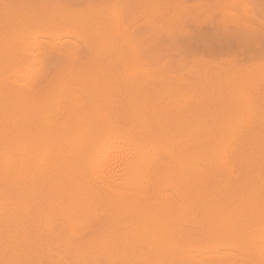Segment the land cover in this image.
Wrapping results in <instances>:
<instances>
[{
	"label": "bare ground",
	"instance_id": "obj_1",
	"mask_svg": "<svg viewBox=\"0 0 264 264\" xmlns=\"http://www.w3.org/2000/svg\"><path fill=\"white\" fill-rule=\"evenodd\" d=\"M24 40L0 45V251L30 246L57 264H264V139L241 135L247 129L232 132L235 105L254 106L249 84L235 88L239 77L230 81L235 104L224 96V110L237 114L222 112L234 116L233 130L228 122L223 127L233 136L222 129L215 137L200 125L215 79L205 83V95L200 78L187 83L154 70L132 44L134 65L126 63L134 67L123 71L118 59L122 71L116 62L112 71L124 74H64L67 81L49 90L40 86L45 62L37 71L13 62ZM116 96H125L119 106L129 105L131 115L111 106ZM113 107L122 114L113 115ZM213 115V125L224 123Z\"/></svg>",
	"mask_w": 264,
	"mask_h": 264
},
{
	"label": "rangeland",
	"instance_id": "obj_2",
	"mask_svg": "<svg viewBox=\"0 0 264 264\" xmlns=\"http://www.w3.org/2000/svg\"><path fill=\"white\" fill-rule=\"evenodd\" d=\"M35 1L26 0V2H28L29 4L32 2L31 5H27L28 8H26V2L21 3V0H19V2L14 0H0V13L2 14H0V20L2 18V20L0 21V45L9 47L10 45L8 44V41H10L11 39L10 44H14L12 43L13 41L15 42L16 46V42H22L23 39L28 40V37H31L38 33L36 36H34L35 41L33 40V38L30 39L32 40V42H34V44L37 45H35L36 49L33 47L34 44H29L31 42L30 40H28L29 43L27 40H24L25 42L27 41L26 45L28 47H26L24 41L23 46H21V48L25 47L21 50L23 51V53H25L28 49L32 51L34 50L35 52H33L32 55H29L28 53V56L27 52L26 55L22 52H20V55L19 53H17L16 58L15 56L13 57V62H17L19 66L24 65L21 67H25L27 69L32 68L33 70V68H35L34 70L36 71L45 62V66L48 65L49 68L48 66H46V70L48 71V73L46 72L44 78L40 80L41 87H46L49 88V90H54L53 86L55 85V83L56 85L57 82H59L58 84H61L62 82L67 81L68 77H70L69 79H76L81 74V76L85 75L84 77L88 79H91L92 75L95 78L96 75L98 78H100L102 77L101 74H103L104 78V76L110 77L111 74H124L125 72H116L115 74H113L115 72V62L116 67L119 71H122V69H124L123 71H125L128 68H133L134 66H129V64L134 65V62H132L134 61V58H131L134 57L133 49H131L130 47L133 44V47L136 46L139 48L141 53V61L143 63L147 64L149 67L151 66L154 70H166L168 74L175 75V78L177 79H184V81L186 80L187 83H193L195 81L198 82L200 78V90L205 89V83L211 82V79H215L213 81H215L217 85H215L214 87H209L208 89L211 88V91L208 90L210 92L206 93L203 90L204 94H207H205L207 100L206 102H204L205 106L202 104V106H204V108L202 107V123L198 122L199 124L201 123V126L204 122V125L202 126L203 130L205 128V125L206 128H209L210 126V128L214 129V136L217 137L221 136L222 134L224 135L225 132L232 131L233 128L236 129V131H232L233 133H235L233 134L232 132H229V134L231 133L233 135H236L238 134V132L241 133L243 130L247 129L246 131L241 133V135H243L244 137H262L264 139V107L262 106L264 103V0H54V2L53 0ZM140 1L142 2L140 3ZM6 4L19 7L20 5L25 6H22L23 9H20L22 7H20L19 9L18 7H15L6 12L4 7V5ZM66 6H69V9ZM109 10L113 14H111ZM16 12L17 15L15 14ZM92 12L94 13V16ZM21 15H23L22 19ZM117 15H120V18H118ZM18 24H20L21 26ZM69 25H71V27ZM113 25H115L116 27L119 26V31H116V27ZM76 26L78 28H81L78 29ZM249 26L252 29L251 31L248 30ZM120 29L125 32L124 36L126 37L123 36V31H121ZM98 30H100L99 32L101 34L98 33ZM127 31H129L130 35ZM16 32L19 33L17 34ZM2 36H5L6 40V42H4V45L2 43V41H4V37ZM54 36L56 37L55 39ZM35 37L38 39V41ZM13 38H16L17 41ZM56 39L58 40L56 41ZM51 41H53L54 43ZM39 42L41 44H39ZM37 43L40 45V47ZM42 43H44V46L42 45ZM30 46L31 48H29ZM13 47L14 46H12V48ZM30 50L28 51L30 52ZM73 56L75 57L73 58ZM128 56L129 60L126 59L128 58ZM32 57L33 59H37V61L34 59L36 61V63L34 64L33 62L35 61H32ZM118 59L121 60V63L119 62L118 64H122L120 66L123 67L121 70V67L117 64L118 61H115ZM123 60H125V62H123ZM126 61H128L129 64L126 63ZM124 63H126V66H128L126 67ZM103 65H105L106 67ZM91 67L93 69L95 68L94 70L95 72L97 71L98 74L95 73ZM102 67H104L103 72L100 69ZM107 67L111 69V72L110 69ZM106 70H108L109 72ZM49 71L51 72L49 73ZM67 71L68 73H73H70L72 76L68 74ZM75 72H77L78 76L75 75ZM89 72L91 76L89 75ZM86 73H88V75ZM52 74L54 75L52 76ZM63 75L64 78H66L67 80L63 78ZM236 76L237 78L239 77L237 81V84L239 86L237 84L235 85L236 81L234 79L237 80ZM254 77L255 80L257 78L258 81H255ZM56 79H58V81ZM226 80H228L229 83ZM230 81H234L235 83H233L236 87L234 85H231L232 83ZM239 81H242L243 84L242 82L239 83ZM249 81L251 82L248 83ZM260 82L263 85L260 84ZM246 84H249L250 86L248 87V85L246 86ZM230 86H232V89L233 87L237 88L241 86L240 88L242 89L247 87V90L251 91L252 93L255 91L253 93L255 107L253 106L249 110L244 107V109H241V111L243 110L246 113L242 114L240 113L241 111H239L238 109L239 106L235 105L236 109L238 110L237 112H239L238 115L241 114L240 116L237 115V117H235V120H237L238 122L234 120L231 121L232 118L234 119V116L237 114V112L235 111L236 109H231V106H229V109L233 110L231 112L232 114H234V116L232 115L233 117L231 118V114H224L227 117L230 116V118L228 119H230L231 122L228 119L227 121H225L226 116L223 115V112L225 113L230 111L229 109H225L226 111L224 110L225 104H229L228 102L231 101L230 105H232L231 103L235 101L232 93V97L229 94L232 91ZM256 86L258 87L255 88ZM227 88H229L231 91L229 89L227 90ZM255 89L257 90V92ZM202 90L201 93H203ZM259 91L263 94H259ZM224 96L227 97L226 101L228 102H225ZM122 97L125 96H116L115 100L118 101L112 102L111 106L117 108V106H119L121 103H124L123 101L126 100H123L124 98ZM121 98L123 101L120 100L121 103H119V99ZM229 98L232 99L228 100ZM125 99H127V97ZM256 101H259V103ZM261 102L262 104H260ZM210 104H213V106ZM234 104L235 102L233 103V105ZM123 105L124 104H122V106H119L118 108H125H121V110H125L124 112H119V110L117 112V109L115 112V108L113 107L114 109H112V114L117 116V113H119L120 115L123 112V114L128 113L131 115L130 107H128L129 105L127 104V107L126 105ZM232 107L235 108L234 106ZM126 110H128L129 112H126ZM222 110L224 111L222 112ZM213 112L215 114V119H218L217 116L219 115L217 114L219 113L221 115L220 118H222V116L225 117V119H221L222 121L224 119V123L215 120L217 121L216 123L219 124L218 126L220 128L216 126V123L215 125H213ZM203 113L205 114V117ZM128 114L125 115L127 117L126 121H128V118L129 120H131ZM227 122L228 124L231 123L232 125L236 122L237 124H234L236 128L234 127V125L232 128V125L230 124L229 126H231L232 130L230 129V127L223 129V127H228L226 126ZM244 122H248L249 124H244ZM222 124H224L225 126H223ZM242 125H244V127ZM246 125H248L250 128H247ZM222 129L224 130V133L219 135L221 131L223 132ZM229 134L225 133L226 136H228ZM231 134L229 136H233ZM262 138L261 140H263ZM4 248H6V250L3 249L2 251H0V262L2 264H57L54 260H52L51 257L43 254V252L40 250H36L34 247L26 246L27 250H24V248L23 250L15 248L8 249L7 247ZM75 260L77 259H69L70 262ZM93 261L94 259L92 258L91 262ZM181 264L202 263H198L196 261H188Z\"/></svg>",
	"mask_w": 264,
	"mask_h": 264
},
{
	"label": "snow or ice",
	"instance_id": "obj_3",
	"mask_svg": "<svg viewBox=\"0 0 264 264\" xmlns=\"http://www.w3.org/2000/svg\"><path fill=\"white\" fill-rule=\"evenodd\" d=\"M4 7H5V11L8 12L10 9H13V8H15V7H18V6L7 5V4H6V5H4ZM248 30H249V31L252 30L250 26L248 27Z\"/></svg>",
	"mask_w": 264,
	"mask_h": 264
}]
</instances>
